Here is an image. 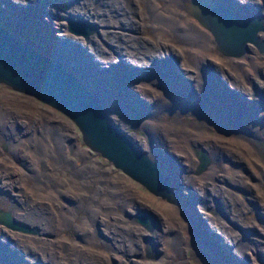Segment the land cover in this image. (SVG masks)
<instances>
[{
    "label": "rangeland",
    "instance_id": "374dc122",
    "mask_svg": "<svg viewBox=\"0 0 264 264\" xmlns=\"http://www.w3.org/2000/svg\"><path fill=\"white\" fill-rule=\"evenodd\" d=\"M194 1L0 0V23L71 69L111 121L157 161L177 194L171 202L153 193L90 148L69 115L0 81V109L20 127H12L9 140L0 132V207L40 228L34 233L0 224V264H264V51L249 43L245 56L223 54L190 12ZM228 2L240 14L264 18V0ZM177 12L185 19L179 28L197 36L181 37ZM159 13L170 23L163 35L157 33L163 31ZM70 16L94 22L89 37L68 29ZM204 42L211 48L202 49ZM156 120L171 125L169 140L176 145L163 142L160 157L146 126ZM34 121L43 137L38 143L22 136ZM4 142L14 143L21 156L42 158L26 169ZM199 148L211 158L201 171ZM144 209L153 214V230L135 220ZM8 235L14 246L21 241L29 249L12 247ZM148 246L154 256L147 255Z\"/></svg>",
    "mask_w": 264,
    "mask_h": 264
},
{
    "label": "water",
    "instance_id": "95a60500",
    "mask_svg": "<svg viewBox=\"0 0 264 264\" xmlns=\"http://www.w3.org/2000/svg\"><path fill=\"white\" fill-rule=\"evenodd\" d=\"M189 9L210 29L217 48L223 54L243 56L250 49L249 43L264 51V40L260 34L264 31L263 16L240 14L225 0H195ZM67 26L71 32L85 37H89L95 28L94 22L74 16L68 18ZM0 81L69 115L90 148L99 151L153 193L171 202L177 201L170 178L143 147L111 121L99 97L62 63L37 50L1 23ZM197 156L200 159L199 170H204L211 161L210 155L199 148ZM135 218L148 229L154 227L153 214L149 210L139 211ZM0 222L15 230L39 231L38 226L16 220L9 211H0Z\"/></svg>",
    "mask_w": 264,
    "mask_h": 264
},
{
    "label": "bare ground",
    "instance_id": "6f19581e",
    "mask_svg": "<svg viewBox=\"0 0 264 264\" xmlns=\"http://www.w3.org/2000/svg\"><path fill=\"white\" fill-rule=\"evenodd\" d=\"M226 2H228V0H225ZM230 1V0H229ZM176 2L177 3H180V0H176ZM184 2H189V0L187 1V0H182V2H181V4L182 3H184ZM191 3V2H190ZM190 3H189V5H190ZM104 5V7L102 8V9H105L106 8V6H107V4L106 3H104L103 4ZM122 5V4H121ZM116 6H118V5H116ZM115 6V7H116ZM19 7V6H18ZM115 7H113V8H115ZM118 8V7H117ZM100 10V9H99ZM105 11H107V10H105ZM122 11V10H121ZM120 11V12H121ZM100 12V11H99ZM92 13V12H91ZM111 13V12H110ZM123 13V12H122ZM125 13V12H124ZM129 14V13H128ZM97 15V14H96ZM99 15V14H98ZM101 15V14H100ZM107 15V14H106ZM174 15H175V13H174ZM104 16V15H103ZM18 17V16H17ZM130 17V16H129ZM178 17V18H177ZM57 18V17H56ZM101 18V17H100ZM121 18V17H120ZM132 18V17H131ZM173 18L175 19V23H177L178 25L175 27L176 28V30H178V32H179V34L181 35V37H188V36H197L198 35V33L197 32H190V31H188V32H184L182 29H180L179 27V25H181V23H182V21H185V19H184V17H183V15L181 14V13H179V12H177V14L175 15V16H173ZM108 19V18H107ZM118 19V18H117ZM57 20V19H56ZM59 20V19H58ZM105 20H106V18H105ZM114 20V19H113ZM116 20V19H115ZM114 20V21H115ZM125 20V19H124ZM132 20H133V18H132ZM158 20H159V25H161V26H163V31H161V30H159L157 33L159 34V35H163L164 33H166L167 32V29L165 28V26H170V23H169V21L166 19V17H165V15L164 14H162V13H159L158 14ZM107 21H111V20H107ZM113 21V22H114ZM123 21V20H122ZM60 22V21H59ZM102 22V21H101ZM113 22H111V24L113 23ZM125 22V21H124ZM13 23L14 24H16L17 25V22H15V21H13ZM105 23V22H104ZM132 23V22H131ZM188 23V21H186V24ZM108 24V23H107ZM185 24V25H186ZM16 25H15V27H16ZM47 25V24H46ZM123 25V24H122ZM132 25V24H131ZM14 26V25H13ZM48 26H50V25H48ZM111 26V25H110ZM125 26H127L126 24H125ZM124 26V27H125ZM108 27V26H107ZM22 28V27H21ZM32 28H33V26H32ZM18 29V28H17ZM60 29V28H59ZM202 29V28H201ZM48 30V29H47ZM62 30V29H61ZM182 30V31H181ZM25 31V30H24ZM27 31V30H26ZM34 31V30H33ZM32 31V33H35V32H33ZM55 32V31H54ZM40 33V32H39ZM47 33V32H46ZM36 34H38V33H35V35ZM58 34V33H57ZM35 35L33 34V38L34 39H36L35 38ZM206 35H209L207 32H202V34L200 35V37H203V36H205L206 37ZM29 36V35H28ZM40 36V35H39ZM45 36V35H44ZM60 36V35H59ZM41 37H43V36H41ZM61 37V36H60ZM264 37V36H263ZM39 38V37H38ZM59 38V37H58ZM63 38V37H62ZM41 40H43V39H41V38H39L38 39V41H41ZM43 44H45L44 43V40H43ZM50 47V46H49ZM202 49H210L211 47H208L207 46V44L204 42L201 46H200ZM51 48V47H50ZM119 48V47H118ZM126 48V47H125ZM130 48V47H129ZM124 49V48H123ZM132 49V48H131ZM65 50V49H64ZM128 51V50H127ZM64 52V51H63ZM108 52V51H107ZM129 52V51H128ZM124 53V52H123ZM136 53V52H135ZM135 53H134V55H135ZM153 53V52H152ZM166 53V52H165ZM103 54V53H102ZM106 54V53H105ZM125 54V53H124ZM247 54V52L243 55V56H245ZM101 55V54H100ZM196 55V56H195ZM195 55H193L192 56V58L194 59V63H198V62H200V61H198L197 60V58L196 57H198L199 55H198V53H196ZM102 56V55H101ZM150 56H151V58H152V54H150ZM130 57V56H129ZM132 57V56H131ZM154 57V56H153ZM157 57V56H156ZM159 57V56H158ZM106 58V57H105ZM100 59V58H99ZM112 59V58H111ZM165 59V58H164ZM58 61V60H57ZM138 61V60H137ZM192 61V60H191ZM143 63H144V61H143ZM199 64V63H198ZM140 65V64H139ZM142 65V64H141ZM124 66V65H123ZM68 68V67H67ZM77 68H80V66L77 64ZM129 68V67H128ZM176 68V67H175ZM69 69V68H68ZM138 69H140V68H138ZM177 69V68H176ZM71 72H73L71 69H69ZM119 71V70H118ZM184 71V70H183ZM74 73V72H73ZM75 74V73H74ZM172 74V73H171ZM185 74H186V72H185ZM76 75V74H75ZM101 75V74H100ZM77 76V75H76ZM137 77V76H136ZM79 78V77H78ZM178 79V78H177ZM81 80V79H80ZM82 81V80H81ZM138 81V79L137 80H135V82H137ZM173 81H175L174 83H173V88L175 89V90H178V89H180V86L178 85V84H180L177 80H175V78L173 79ZM139 82H141L142 83V81H138L137 82V84L139 85L140 83ZM197 83H199V82H197ZM182 84H184L185 85V83H182ZM101 85V84H100ZM128 85H130L129 83H128ZM127 86V85H126ZM182 86V85H181ZM130 87V86H129ZM128 89V88H127ZM185 89V88H184ZM129 90H131V89H129ZM134 90V89H133ZM98 92V91H97ZM144 92L145 93H147L148 95L150 94V93H152L151 91H149V88L147 87V86H144ZM179 92V91H178ZM184 92V91H183ZM162 93V92H161ZM164 93V92H163ZM183 94V93H182ZM152 95V94H151ZM159 95H162V94H159ZM150 96V95H149ZM164 96V95H163ZM179 97H181L182 95H178ZM168 97V96H167ZM134 99V98H133ZM108 103V102H107ZM2 104H4V103H2ZM169 104V102H167V105ZM3 110H6V109H4V108H2V109H0V132H2V133H6V131L5 130H8L7 131V134H10V132L12 131L13 132V129H12V127H15L16 129H19L20 127L19 126H17L15 123H12L11 122V120H9V119H7L6 118V116H4V115H2V114H4L5 112H3ZM7 113H10L12 116H14V117H16L17 115H15L14 113H12L11 111H9V112H7ZM232 114H234V115H236L235 113H233V112H231ZM242 117V116H241ZM235 118V117H234ZM244 120L246 119V122H248V124L249 123H251L252 124V127H251V129L253 128L254 130H255V132L256 133H258V134H260V132H257V131H259V129L253 124L254 122L253 121H251V120H249V119H247V118H245V117H242ZM230 119V118H229ZM231 120V119H230ZM147 124H146V126H147V128L148 129H150V131L152 132V134H153V137H154V141H155V153H157L156 155H157V157H160V153H158V148H163V151H166V146L163 144V142H166V143H169L171 146H169V147H172V146H176L175 144H173V141H171L172 140V137H171V134L173 133V128L171 127V125H166V124H161L159 121H157L156 120V122H151V121H147L146 122ZM29 127H30V131L32 130V132H33V135H34V138L35 139H37L39 142L43 139V137H42V132H41V129H40V126H35V121L34 122H29ZM250 125V124H249ZM250 129V130H251ZM263 129H264V126H263ZM17 131V130H16ZM20 131V130H19ZM21 132V131H20ZM264 132V131H263ZM15 133V132H14ZM14 135V134H13ZM12 135V136H13ZM261 135V134H260ZM186 136V135H185ZM193 137V139H194V136H192ZM12 138V137H11ZM169 138L171 139V140H169ZM186 138H187V136H186ZM17 139V138H16ZM193 139H191V138H189V140L188 141H193ZM11 140H13V142H15L14 140V138L13 139H11ZM26 141V140H25ZM184 141H185V139H184ZM202 141H206V142H208V143H210V142H213V140L210 138L209 140L208 139H204V140H202ZM12 142V141H11ZM21 142H23V140L21 141ZM189 142V143H190ZM196 142V139L194 140V142L193 143H195ZM198 142V141H197ZM7 143V142H6ZM9 143V142H8ZM26 143V142H25ZM199 143H201L200 142V140H199ZM14 144V143H13ZM12 143H11V145H10V147H9V144H7V146H8V151H12L15 147L14 146H16V145H13ZM185 144H187V141L185 142ZM24 145V144H23ZM62 150H64L63 149V147H62ZM251 153V152H250ZM11 154H12V156H14L13 155V153L11 152ZM39 154H41V152H39ZM22 155V154H21ZM20 155V156H21ZM163 155L165 156V152L163 153ZM4 157V156H3ZM22 157V159H19V161L21 162V165H23V167L24 168H26V169H30V168H32V167H34V164H35V159L37 158V160H39V158H42V154L40 155V156H36V158L34 159V158H32V159H30V158H28V157H26V156H21ZM160 160V159H159ZM9 161V160H8ZM161 162H162V165L164 166V167H166L167 169L169 168V169H172L171 167V165H169V162H167L165 159H162V160H160ZM199 161H200V159H199ZM164 162V163H163ZM199 166H200V163H199ZM226 166V165H225ZM48 167V166H47ZM35 169L36 170H40V169H42V167L41 166H35ZM177 171H173V173H174V175H173V179H174V181H176L177 179V177H178V175H177V173H176ZM36 178V177H35ZM171 180V179H170ZM171 182H172V184H173V181L171 180ZM173 187V186H172ZM33 190V189H32ZM29 202L31 201V198H29V200H28ZM104 203V202H103ZM106 203V202H105ZM0 211H9V212H11L12 214H13V212L11 211V210H4V208H1L0 207ZM34 211V210H33ZM175 213V212H174ZM177 215V214H176ZM13 216H14V214H13ZM136 216V215H135ZM15 217V216H14ZM16 220H17V218H15ZM20 219H18V221H19ZM135 220H136V218H135ZM137 221V220H136ZM62 222V221H61ZM138 222V221H137ZM140 223V222H139ZM0 224L1 225H4V224H2L1 222H0ZM142 224V223H141ZM30 225V224H29ZM143 225V224H142ZM4 226H6V225H4ZM32 226V225H31ZM144 226V225H143ZM155 226H156V223H155V221H154V227L152 228V229H149V230H153V229H155ZM1 227V226H0ZM7 227V226H6ZM82 227H87L86 225L85 226H82ZM146 227V226H145ZM9 228V227H8ZM39 228V227H38ZM147 228V227H146ZM86 229H88V228H86ZM39 231H40V228H39ZM38 231V232H39ZM87 231V230H86ZM82 232H83V234H85V230H82ZM37 233V232H36ZM87 233V232H86ZM88 234V233H87ZM213 234H216V235H218L217 233H215V232H213ZM15 235H17V233H15ZM82 235V234H81ZM8 237V239H9V241L11 242L12 240H14L13 238H11V237H9V235L7 236ZM218 237H220V235H218ZM179 239V238H178ZM220 239H221V237H220ZM16 241V240H15ZM27 241V240H26ZM177 241V240H176ZM9 242V243H10ZM175 242V241H174ZM21 243V241H18V243H17V245L15 244V246H14V242H11L10 244L12 245V247L14 246L15 248H17V249H21V248H23V249H29L28 247H26V246H22V244H20ZM102 243H103V241H102ZM101 243V244H102ZM106 243V242H105ZM172 243V242H171ZM104 244V243H103ZM177 244H179V243H177ZM173 245H175V244H173ZM101 246V245H100ZM177 247V246H176ZM150 249V247L148 246L147 247V255L148 256H154V254H153V252L151 251V249H150V253L148 254V250ZM25 250V251H26ZM176 251H177V249H176ZM1 252V251H0ZM26 252H28V251H26ZM80 253V252H79ZM70 256V255H69ZM24 258H26V257H24ZM72 261H73V258L71 259ZM17 261V260H16ZM28 261V260H27ZM42 262V261H41ZM49 263V262H48ZM51 263V262H50ZM67 263V262H66ZM46 264V263H45ZM53 264V263H52ZM61 264H62V262H61ZM69 264V263H68ZM71 264V263H70ZM74 264H75V262H74Z\"/></svg>",
    "mask_w": 264,
    "mask_h": 264
},
{
    "label": "flooded vegetation",
    "instance_id": "af4514ba",
    "mask_svg": "<svg viewBox=\"0 0 264 264\" xmlns=\"http://www.w3.org/2000/svg\"><path fill=\"white\" fill-rule=\"evenodd\" d=\"M2 115L7 116V115H9V114L4 113V114H2ZM6 118H7V117H6ZM9 120H10V119H9ZM32 130H33V129H32ZM32 130H31V132L26 130V133H25L24 135H22V136L28 135V136L30 137V141H31L32 143H34V141H35L36 143H38L39 141H38L37 139L34 138V135H33ZM1 133H2V132H1ZM2 134H3L8 140L10 139V138H9V134H7V133H2ZM3 146H4V148H5L6 150L8 149V146H7V143H6V142L3 143ZM26 147H27V146H26ZM11 152L13 153V155H14L15 157H18V156L21 155V151L18 150V147H17V146H16ZM90 211H91V210H90Z\"/></svg>",
    "mask_w": 264,
    "mask_h": 264
}]
</instances>
